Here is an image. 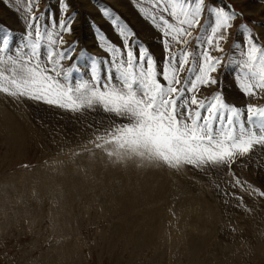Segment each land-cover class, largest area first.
<instances>
[{"label":"rangeland","instance_id":"1","mask_svg":"<svg viewBox=\"0 0 264 264\" xmlns=\"http://www.w3.org/2000/svg\"><path fill=\"white\" fill-rule=\"evenodd\" d=\"M88 1L0 0V45H8L0 58H15L25 49L29 31L35 39L29 28L34 17L42 32L54 31L53 47L68 57L60 61L59 76L50 74L73 87L81 82L93 87L96 79L103 85L109 73L115 77L112 62L129 47L137 59L146 49L158 73L171 55L178 61L184 50L194 54L190 60L198 69L207 50L221 63L212 73L216 84L200 86L197 98L220 94L226 104L245 110L241 119L249 105L264 109V89L246 95L236 79L249 37L264 48V0H203L187 44L166 38L161 19L175 23L170 13L180 15L175 5L182 0H124L122 11L107 0L99 18L91 15ZM190 2L195 7L198 0ZM218 10L235 18L208 45ZM101 18L111 24L100 25ZM53 21L65 24V30L53 29ZM39 51L47 66V48L42 44ZM190 67L180 74L182 82L194 75ZM0 84L10 87L8 81ZM80 95L74 92L73 99ZM126 122L99 104L60 107L0 91V264H264V144L227 163L179 168L155 163L182 180L184 193L149 199L142 191L133 195L140 187L122 180L138 170L125 166L126 159L110 158L112 144L96 146L103 143L99 137L107 139ZM178 204L192 208L193 221H174Z\"/></svg>","mask_w":264,"mask_h":264},{"label":"snow or ice","instance_id":"2","mask_svg":"<svg viewBox=\"0 0 264 264\" xmlns=\"http://www.w3.org/2000/svg\"><path fill=\"white\" fill-rule=\"evenodd\" d=\"M202 5L203 0L195 2V7L190 0L177 3L175 7L180 15L177 16L176 11L170 13L175 23L161 18L165 26L163 35L176 43L187 44V38L192 36L191 29L199 24ZM215 17L211 35L206 39L208 45L213 44L222 28L231 26L228 22L235 18V14L218 10ZM36 19L34 17L33 23L29 24V28L35 32V39H32L33 32L29 31L25 49L18 51L15 58L12 55L0 58V64L5 65L4 69H0V80L10 83V87L0 84V91L60 107L99 104L106 112L124 118L127 122L110 130L107 139L98 138L103 141L96 145L98 148L106 144L114 146L107 152L110 157H138L173 168L182 165L200 167L227 163L237 154L250 152L253 145L264 144V109L249 105L245 119H241L245 116V110L226 104L220 94L207 101L197 98L200 86L216 84L212 73L221 63L207 50L203 52L198 69L195 61L190 60L194 54L184 50L178 61L175 55H171L168 67L158 73L146 49L137 59L129 47L126 53H121L120 58L112 62L115 77L109 73L103 85L94 77L96 83L93 87L86 82L73 87L71 82L64 83L50 74L59 76L62 71L60 61L68 57L53 47L58 42L54 31L42 32L35 23ZM51 27L65 30V24L57 25L55 21ZM223 39L221 35L219 40ZM253 39L249 37L246 51H241L236 76L240 90L249 96L255 95V89H264V48L253 43ZM170 40H164L169 52L172 51ZM59 43H63L62 37ZM42 44L47 48V66L40 59ZM7 47V41H4L0 45V52ZM216 49L223 51L219 43ZM114 51L120 52L119 49ZM55 56L59 60H54ZM177 63L179 67L175 66ZM190 64L189 70L194 71V75L190 81L182 82L180 74ZM158 76H162L166 83H162ZM74 92L81 95L73 99ZM249 126H255L261 134L258 135Z\"/></svg>","mask_w":264,"mask_h":264},{"label":"bare ground","instance_id":"3","mask_svg":"<svg viewBox=\"0 0 264 264\" xmlns=\"http://www.w3.org/2000/svg\"><path fill=\"white\" fill-rule=\"evenodd\" d=\"M71 1V0H70ZM106 1V2H105ZM110 1V0H109ZM66 3H70L69 0H65ZM71 4V3H70ZM85 4V3H84ZM89 7L91 8V15L93 17H97L101 16V12L99 11L102 10L103 8H105L107 6V0H89L88 3ZM125 5H127L124 0H113V8H115L116 10L122 11L125 8ZM130 6V5H129ZM71 7V6H70ZM88 7V8H89ZM112 7V6H111ZM110 7V8H111ZM109 8V7H108ZM73 9V8H72ZM128 9V8H127ZM5 10V9H4ZM87 10V9H86ZM103 10H107V9H103ZM126 10V9H125ZM133 11V10H132ZM8 14V13H7ZM83 14V13H82ZM90 15V16H91ZM5 16V14H4ZM103 16V15H102ZM96 18V19H97ZM95 19V20H96ZM103 18H101V20L98 19L97 23H99L100 25L103 26V24H111L110 21H107V19L103 20ZM8 20V19H7ZM85 20V19H84ZM145 25V24H144ZM79 26V25H78ZM103 28V27H102ZM154 40V39H153ZM92 46V45H91ZM164 70V69H163ZM162 72V71H161ZM228 88V87H227ZM229 91V90H228ZM232 99V98H231ZM46 121V120H45ZM57 122V121H56ZM14 126L17 127V125L15 123H13ZM80 125V124H79ZM83 125V124H82ZM21 128V127H20ZM56 132V130H55ZM71 133V132H70ZM80 134V133H79ZM84 134V133H83ZM75 135V134H74ZM103 142V141H102ZM95 153V152H94ZM94 157V156H93ZM108 157V156H107ZM111 158V157H110ZM103 159V158H102ZM127 162V166L128 168H135L138 171H134L131 172V176L127 177L129 179H122L125 182H131L134 183V187L135 189L137 187H140L137 191L135 190V194L136 192L138 193L139 191L145 192L147 196H149L148 198H156L157 197H162L165 196L166 194H173L174 192L177 193L173 194V195H179L180 193H184V189L182 187V180L179 179V177L177 178V175L174 174L173 172H169V171H165L160 169L154 162H149L147 160H142L138 157H133V158H125ZM106 160V158H105ZM113 160V158H112ZM121 160V159H120ZM98 161V160H97ZM108 161V160H107ZM130 161V164L128 165ZM99 162V161H98ZM108 163V162H107ZM145 163H146V168H145ZM103 164V163H102ZM106 166V165H105ZM103 166V167H105ZM110 167V166H108ZM130 171V170H129ZM132 171V170H131ZM170 175V176H168ZM113 176V175H112ZM88 179V178H87ZM126 185V184H124ZM108 186V185H107ZM127 186V185H126ZM132 187V186H131ZM128 188V187H127ZM130 188V187H129ZM128 188V189H129ZM185 188V187H184ZM106 189V188H105ZM132 189V188H131ZM108 190V189H107ZM130 191V190H129ZM134 191V188H133ZM171 191H174L173 193ZM187 191V190H186ZM131 193V192H130ZM144 193V194H145ZM182 193V194H183ZM138 194H142V193H138ZM181 194V195H182ZM64 195V194H63ZM172 196V195H171ZM63 197V196H62ZM65 197V196H64ZM218 198V197H217ZM153 199V200H154ZM109 202V201H108ZM99 206V205H98ZM188 205L185 204H178V206H175L173 210L178 209V211L174 213V221H176L177 224L180 223L184 224V223H189L190 221H193V216L191 214V207L188 206L190 208V210L186 209L185 207H187ZM202 207V206H201ZM222 211V210H221ZM87 214V213H86ZM155 212L152 214L154 215ZM149 216V214H148ZM173 216V215H172ZM153 218V217H152ZM84 219V218H83ZM224 219V218H223ZM150 220V219H149ZM151 221V220H150ZM197 223V222H196ZM171 240V239H170ZM140 250V249H139Z\"/></svg>","mask_w":264,"mask_h":264}]
</instances>
